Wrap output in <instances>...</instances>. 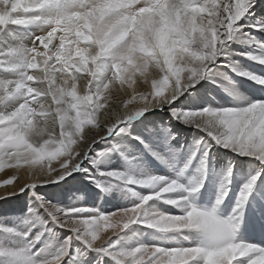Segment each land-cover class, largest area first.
<instances>
[{
    "label": "snow or ice",
    "instance_id": "obj_1",
    "mask_svg": "<svg viewBox=\"0 0 264 264\" xmlns=\"http://www.w3.org/2000/svg\"><path fill=\"white\" fill-rule=\"evenodd\" d=\"M242 59L264 69V0H0V264H264ZM78 179L122 203L43 191Z\"/></svg>",
    "mask_w": 264,
    "mask_h": 264
},
{
    "label": "bare ground",
    "instance_id": "obj_2",
    "mask_svg": "<svg viewBox=\"0 0 264 264\" xmlns=\"http://www.w3.org/2000/svg\"><path fill=\"white\" fill-rule=\"evenodd\" d=\"M247 31V29H245ZM236 50L239 51L241 49L252 51L253 49L249 47L248 44L244 42L238 43L236 46ZM242 64L253 67L257 71H264L259 65H253L251 61L241 60ZM183 128V125L180 126ZM0 178H4L3 174L0 173ZM2 185H0V190H2ZM43 191L49 193L50 196H58L62 200H66L67 196L70 192H78V194H82L83 192H87V196L85 199L93 202L95 205L102 206L106 210H113L115 207L119 206L122 201L119 199V193L112 192L109 195L100 194L98 195L99 190L94 189L86 180L78 179L76 181H72L68 185L63 188H58L56 186H48ZM24 202V197L21 195L20 197H10L8 203H4L0 201V208L5 210H11L15 208L19 203Z\"/></svg>",
    "mask_w": 264,
    "mask_h": 264
}]
</instances>
